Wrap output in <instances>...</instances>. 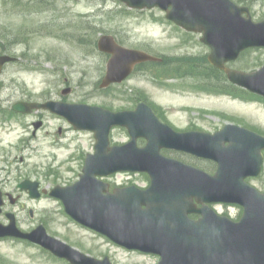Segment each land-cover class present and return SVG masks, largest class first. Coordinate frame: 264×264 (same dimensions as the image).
Returning <instances> with one entry per match:
<instances>
[{"label": "rangeland", "instance_id": "rangeland-1", "mask_svg": "<svg viewBox=\"0 0 264 264\" xmlns=\"http://www.w3.org/2000/svg\"><path fill=\"white\" fill-rule=\"evenodd\" d=\"M249 4L254 20H264V0H250ZM105 34L127 47L147 50L164 63L146 64L124 83L103 90L108 57L97 49V41ZM199 39L166 21L158 9L130 11L115 0H0V55L20 58L0 78V99H57L115 112L133 109L142 100L178 130L215 132L234 123L264 136V100L252 98L244 90L229 91L225 76L215 77L209 67V49ZM263 64L264 49H253L232 67L252 72ZM68 88L71 92L63 95ZM223 91L244 97L238 99ZM37 117L12 122L7 129L0 127V189L19 199L7 211L17 214L20 228L30 231L43 224L51 236L93 257H109L113 264H157L156 256L126 251L77 225L59 201L47 196L32 200L20 192L17 185L26 178L48 190L74 183L86 154L94 149L92 134L66 135L69 124L46 113L44 127L32 137L30 126ZM112 137L114 143H123L127 133L117 129ZM117 179L139 187L148 185L143 175ZM249 183L264 192V168ZM216 209L240 217L237 207ZM0 221L7 220L2 215ZM0 264L70 263L39 246L10 239L0 241Z\"/></svg>", "mask_w": 264, "mask_h": 264}, {"label": "water", "instance_id": "water-1", "mask_svg": "<svg viewBox=\"0 0 264 264\" xmlns=\"http://www.w3.org/2000/svg\"><path fill=\"white\" fill-rule=\"evenodd\" d=\"M122 1L140 9L159 6L186 30L203 33L202 41L211 48L212 65L223 70L233 84L264 97V67L252 73L227 67L243 51L264 47V21L255 23L248 9L230 0ZM99 49L112 55L103 87L122 82L136 63L153 59L122 48L112 36H103ZM7 60L0 58V68ZM30 107L49 109L67 118L75 129L95 133V154L88 157L81 180L52 192L75 220L128 249L160 256L159 264H264V193L245 182L261 173L263 136L232 124L214 135L173 133L144 103L135 111L121 113L53 102ZM16 109L25 112L20 106ZM114 126L129 130L132 140L128 145L110 147ZM139 137L149 141L142 149L136 146ZM168 146L215 160L217 174L211 176L162 157L160 149ZM119 171L148 173L151 186L145 191L129 188L105 197L107 188L97 177ZM19 187L33 198L40 197L38 183L25 181ZM194 201L203 207L197 209ZM210 203L240 204L244 215L238 223L232 222L217 215L208 207ZM2 205L0 192V213ZM190 214L201 218L191 220ZM8 217L9 226L0 223V237L30 240L72 264H111L108 258L86 256L48 236L42 226L23 233L15 216Z\"/></svg>", "mask_w": 264, "mask_h": 264}, {"label": "flooded vegetation", "instance_id": "flooded-vegetation-1", "mask_svg": "<svg viewBox=\"0 0 264 264\" xmlns=\"http://www.w3.org/2000/svg\"><path fill=\"white\" fill-rule=\"evenodd\" d=\"M249 1L250 0H242L241 1L242 3H240L239 5L244 6L243 3L249 4ZM12 103L13 102L11 101V99H4V100L0 99V105H1L0 113H2L4 111V109H7ZM183 156H184L183 159L185 161L189 162V164H191L194 167L199 168L201 170L214 173L216 171V169H217L216 163L213 162V161H209V160H206V159L193 157V156H190V155H183ZM191 160H193V161H191ZM113 189H114V187L111 186V190H113Z\"/></svg>", "mask_w": 264, "mask_h": 264}, {"label": "trees", "instance_id": "trees-1", "mask_svg": "<svg viewBox=\"0 0 264 264\" xmlns=\"http://www.w3.org/2000/svg\"><path fill=\"white\" fill-rule=\"evenodd\" d=\"M209 67H211V66H209ZM211 70H212L213 72H216L217 75H216L215 77H221V76H224V74H223L222 72L218 71V70L215 69V68H212V67H211ZM223 82H224V84L228 83V81L226 80V78L223 79ZM228 84H229V83H228ZM228 88H229L230 90H232V91H236V90H238V89H236L235 87H233V86L230 85V84H229Z\"/></svg>", "mask_w": 264, "mask_h": 264}]
</instances>
